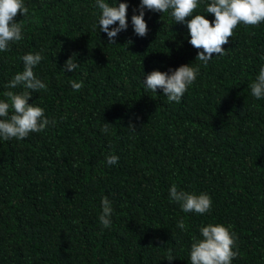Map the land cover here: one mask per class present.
I'll return each instance as SVG.
<instances>
[{"label": "trees", "instance_id": "16d2710c", "mask_svg": "<svg viewBox=\"0 0 264 264\" xmlns=\"http://www.w3.org/2000/svg\"><path fill=\"white\" fill-rule=\"evenodd\" d=\"M127 2L129 27L112 45L95 27V0H23L28 14L15 22L24 38L0 52V101L21 57L39 52L33 71L47 90L28 103L50 123L23 140L0 138V264H191L209 224L234 235L232 264H264V98L250 89L264 67V23L238 25L225 54L204 66L169 13L146 11L148 35L136 37L139 0ZM207 2L194 15L213 21ZM71 57L79 67L61 71ZM181 65L199 66V75L180 103L144 86L152 71ZM173 184L207 194L211 211L184 213L169 198ZM105 197L110 228L99 222Z\"/></svg>", "mask_w": 264, "mask_h": 264}, {"label": "clouds", "instance_id": "9594fccd", "mask_svg": "<svg viewBox=\"0 0 264 264\" xmlns=\"http://www.w3.org/2000/svg\"><path fill=\"white\" fill-rule=\"evenodd\" d=\"M201 2L202 0H139V5L133 9L131 17L133 34L140 38L148 35L149 29L144 19L146 11L169 13L175 24L187 28L190 37L188 43L197 50L195 61L198 60L206 66L213 59V54L219 57L225 54L223 46L229 43L238 25L256 27L264 23V0H208L205 12L214 16L213 21L206 19L202 14L194 15ZM95 7L100 10L95 27L107 35L109 44L117 45L116 38L129 27V3L125 0L117 5L116 0L114 5H110L105 0H95ZM18 13L23 16L28 14V8L24 6L23 0H0V52L8 51L10 44L20 42L24 38L23 25L15 22ZM131 43L132 40H129L128 44ZM21 60L23 71L15 74L8 82L6 87L9 90L3 93L7 100L0 101V138L5 141L13 138L23 140L30 133L45 131L50 123L44 116V109L28 103L32 98L31 93L47 90V85L38 79L33 71L41 63L43 56L39 52L28 53L21 57ZM78 67L71 57L61 71L74 72ZM198 75L199 66L181 65L174 70L170 68L167 72L154 70L146 75L143 84L153 93L161 89L169 102L180 103ZM70 83L71 88L77 92L83 87L82 81ZM17 88H23L24 91L20 93L12 91ZM250 89L255 99L264 98V67L260 68ZM135 127L129 123L128 128L131 131H136ZM102 131L107 133V126ZM118 160L119 157L116 155L106 158L108 165H115ZM169 198L178 203L184 213L203 215L209 213L212 208V200L207 194H190L178 190L175 184L169 189ZM101 208L99 222L104 228H110L113 208L106 197L101 201ZM177 226L187 230L183 220L179 221ZM200 235L201 239L195 240L191 245V264H232V260L239 255L232 250L235 238L227 227L209 224L200 228ZM173 260L175 259L169 252L168 261Z\"/></svg>", "mask_w": 264, "mask_h": 264}]
</instances>
